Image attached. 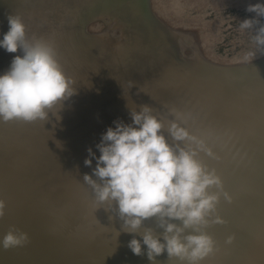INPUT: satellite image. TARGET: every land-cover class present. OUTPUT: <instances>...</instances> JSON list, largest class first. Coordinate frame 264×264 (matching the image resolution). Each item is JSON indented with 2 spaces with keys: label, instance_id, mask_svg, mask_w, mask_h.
I'll return each mask as SVG.
<instances>
[{
  "label": "bare ground",
  "instance_id": "6f19581e",
  "mask_svg": "<svg viewBox=\"0 0 264 264\" xmlns=\"http://www.w3.org/2000/svg\"><path fill=\"white\" fill-rule=\"evenodd\" d=\"M38 1L0 0V11L7 18L18 15L11 11L12 6L24 9ZM88 1L67 0L64 2L68 4L64 15L71 16L74 6L84 8ZM149 17L137 25V37L147 39L150 36L154 27ZM7 31L0 29V39ZM46 41L60 48L56 50L57 59L66 76L73 81L74 94L46 109V117L37 122L50 126L49 131L54 138H64L68 142L64 144L43 133L37 134L32 128L34 121L22 120L20 127L16 119H0V199L6 205L5 215L0 217V241L13 229L28 234L27 242L20 246L5 249L0 244V264H119L117 260L120 259H126L120 264H152L147 257L146 246H143L142 255H135L128 242L134 236L142 239L140 233L148 228L163 242L164 229L159 227L158 218L144 220L142 226L145 227L137 233L125 231L117 202L98 201L92 185L84 179L87 173L97 183H102L93 175L96 160L93 159L90 167L84 164V160L89 158V148L99 156L96 145L107 128L113 127L115 120L122 116L125 123L131 122L130 112L136 106L139 89L144 84L146 56L142 59L139 47L128 41L120 45L121 52L114 51L109 57L112 61L108 64L114 65L110 69L95 62L101 60L103 63L106 59L97 54L98 51L83 57L76 47L86 48L87 44H81L76 37L71 40L66 27L54 30L52 38ZM157 41L144 50H152L158 45ZM66 43L77 45L64 53ZM126 52L130 56H139V60L123 63L120 55ZM13 58L0 48V74L8 70ZM75 62L76 66L73 65ZM243 74L232 83L228 77L219 76L201 64L191 67L183 64L182 67L171 61L168 55L155 59L147 74L148 93L143 105H148L152 115L162 122L161 133L168 144L177 154L180 149L195 150L194 158L206 171H214L221 180L222 187L213 185L208 189L209 193L219 194L216 209L208 217L209 223L199 226L200 232L213 238L214 249L219 251L223 248L221 242L230 240L232 232L241 233L254 222L264 223V185L256 184L253 177L248 176V171L264 174V142L231 141L244 126L240 119L231 116L233 113L229 106L216 101L224 96H233L241 85V79L247 77ZM194 82L210 91L211 97L198 99L190 96L189 89L198 91L192 87ZM158 94L162 96L163 104L157 109L162 110L159 115L154 110L158 105L149 99ZM206 101L208 104H200ZM259 108L264 111V106ZM173 122L187 129L189 138L174 139L169 132ZM218 130H223L222 134H217ZM200 141L203 148L199 146ZM218 141L221 144H215ZM225 192L230 199L225 198ZM217 216L223 223L215 222ZM170 222L183 226L181 220ZM200 232L190 227L182 236ZM111 236H121V240L112 242L107 239ZM101 249L113 252L115 257L105 258ZM92 252L97 258L89 262L87 254ZM237 258L232 250H228L203 258L198 264H231ZM156 264L189 262L178 257L170 258L165 251L156 257Z\"/></svg>",
  "mask_w": 264,
  "mask_h": 264
},
{
  "label": "clouds",
  "instance_id": "9594fccd",
  "mask_svg": "<svg viewBox=\"0 0 264 264\" xmlns=\"http://www.w3.org/2000/svg\"><path fill=\"white\" fill-rule=\"evenodd\" d=\"M247 11L264 17V3L250 4ZM8 31L0 39V48L9 53L23 50V55L12 59L7 71L0 74V119L4 121L20 119L32 122L44 119L46 109L74 94L72 79L66 76L57 59L53 42L26 38V26L19 15L7 17ZM258 20L245 19L240 29L253 27ZM258 45H264V26L255 36ZM131 123L114 121L102 134L96 145L99 156L89 148V158L84 160L96 166L93 175L102 183H97L92 175L84 179L92 185L97 200L116 201L119 215L124 221L125 231L139 232L144 220L157 217L159 227L164 229L163 242L150 228L128 242L135 255H142L147 247V257L156 264V257L167 252L170 258L178 257L189 264L208 256L214 250L213 238L200 232L202 225L209 223L208 217L216 209L218 193H209V187H222L220 178L214 171H206L194 158L195 150L176 151L161 133L162 122L152 115L148 105L140 111L132 109ZM169 132L176 140L189 138L187 129L173 122ZM195 139V137H192ZM201 148L203 142H198ZM210 151V150H209ZM230 199L228 193H223ZM5 201L0 199V217L5 215ZM181 220L183 226L170 222ZM216 223H223L217 216ZM195 228L200 234L182 236L186 228ZM28 234L10 230L0 241L5 249L27 242ZM231 240V238H230Z\"/></svg>",
  "mask_w": 264,
  "mask_h": 264
},
{
  "label": "rangeland",
  "instance_id": "374dc122",
  "mask_svg": "<svg viewBox=\"0 0 264 264\" xmlns=\"http://www.w3.org/2000/svg\"><path fill=\"white\" fill-rule=\"evenodd\" d=\"M66 1L39 0L36 4L25 6L24 9L12 6L11 11L22 18L29 42L35 39L52 38L54 30L66 27L71 40L76 37L81 44H87L86 48L76 47L83 57H87L93 51H98L97 54L106 59L103 63L101 60L95 62L105 64L110 69L114 65L108 64L112 61L109 57L114 54V51H120V45L123 46L131 41L132 44L138 46L142 59L144 55L146 58L143 68L144 84L139 89L137 103L134 107L136 111H139L146 101L144 98L148 93L149 66H152L154 60L160 58L161 55H168L171 61L182 67L183 64L188 67L201 64L219 76L228 77L232 83L242 77L243 70H245L243 76L247 77L241 79V85L233 96H224L216 101L229 106L233 113L231 116L240 119L242 122L240 124L244 126L236 132L237 136L231 141L264 142V111L259 108V106H264V45H258L255 41L258 29L264 26V17H257L256 13L247 11L250 4L264 3V0H89L83 6L84 8L74 6L70 13L71 16H65L68 5L64 4ZM3 14V12L0 13L2 20L0 25L3 23L0 29L6 31L8 21ZM73 17L75 20L71 24ZM148 17L153 22V31L147 39L137 37L138 31L135 30L139 27L137 25ZM253 18L259 22L254 23L252 28L240 29V24L245 19ZM156 39H158V45L152 50H144L147 45H149L147 48L151 47ZM76 45V43H66L67 48L63 47L64 53H67L71 46ZM10 54L12 56L23 55V50ZM120 56L122 57L120 61L128 64L140 58L137 55L130 56L127 52L125 55L121 53ZM75 64L76 62L73 63L74 66ZM256 78L259 79L254 80ZM192 87L197 88L198 91L193 88L189 89L190 96H197L198 99L201 96L211 97L210 91L200 88L195 82ZM213 95L215 96L214 93ZM149 99L154 101V105H158L154 110L157 111L163 106L160 94ZM200 104L208 103L206 101ZM161 112L162 110L157 111V114ZM16 120L17 125L21 127L22 120ZM39 120L43 119L35 120L36 123L32 125L34 132L43 133L52 140L64 144L68 142L64 138H54L52 132L49 131L51 127L37 122ZM117 120L123 121V117ZM222 132L223 130H218L217 134H222ZM241 135L244 136L240 137ZM215 144L221 143L218 141ZM248 172V176L253 177L256 184L264 185L262 172ZM230 183L235 182L230 181ZM120 238L121 236L107 237L112 242L120 241ZM230 238L231 240L221 242L223 246L221 251L214 249L205 258L232 250L238 258L231 264H264V223L249 224L241 233L232 232ZM100 252L105 258L115 257L111 251L101 249ZM87 255H89L87 257L89 262L97 258L95 252ZM125 261L126 259L117 260L119 264Z\"/></svg>",
  "mask_w": 264,
  "mask_h": 264
}]
</instances>
